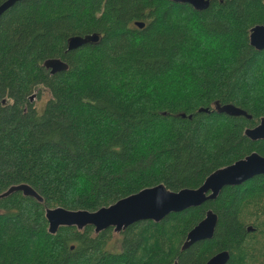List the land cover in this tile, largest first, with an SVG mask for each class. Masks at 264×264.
Here are the masks:
<instances>
[{
    "label": "trees",
    "instance_id": "obj_1",
    "mask_svg": "<svg viewBox=\"0 0 264 264\" xmlns=\"http://www.w3.org/2000/svg\"><path fill=\"white\" fill-rule=\"evenodd\" d=\"M256 24L264 0H209L204 10L170 0H15L3 10L0 194L26 183L42 202L0 197V264H205L224 250L226 264H264V174L116 237L91 225L51 234L45 218L46 207L93 211L157 184L197 188L217 168L264 156V139L244 134L264 116V50L249 44ZM93 33L97 42L67 49L70 37ZM49 58L66 69L51 74ZM39 87L49 93L42 107L30 98ZM227 104L251 118L216 109ZM208 210L218 218L212 237L183 248Z\"/></svg>",
    "mask_w": 264,
    "mask_h": 264
},
{
    "label": "water",
    "instance_id": "obj_2",
    "mask_svg": "<svg viewBox=\"0 0 264 264\" xmlns=\"http://www.w3.org/2000/svg\"><path fill=\"white\" fill-rule=\"evenodd\" d=\"M15 0H7L0 5V13ZM172 2L187 3L195 10H204L209 6V0H170ZM135 25L142 27L144 22L136 21ZM99 36L95 33L84 36H72L68 39L67 49H76L89 42H97ZM249 44L256 50H264V24H256L249 30ZM45 68L50 73L66 69V63L59 58H49L44 61ZM219 112L224 111L230 116H246L251 118L241 108L232 104L216 106ZM207 111L200 108L199 111ZM184 117L185 114H182ZM244 134L251 140L264 139V116L253 127H247ZM264 174V156L256 151L249 153L233 163L220 167L211 172L197 188H182L178 191L167 189L163 184L143 188L128 196L122 197L107 206L96 210H71L64 207H46L45 218L48 223V232L55 233L60 226H75L82 229L91 225L96 233L108 227L119 232L127 226L145 220L161 221L172 212H180L196 207L207 200L215 199L220 191L227 186L241 185L256 175ZM14 192H21L42 202V197L28 184L20 183L7 188L0 197L8 196ZM217 214L208 210L205 216L192 227L183 244V248L194 242L209 239L214 233L217 224ZM251 230V227H248ZM229 259L228 251H220L211 256L205 264H226ZM176 264V263H173Z\"/></svg>",
    "mask_w": 264,
    "mask_h": 264
},
{
    "label": "rangeland",
    "instance_id": "obj_3",
    "mask_svg": "<svg viewBox=\"0 0 264 264\" xmlns=\"http://www.w3.org/2000/svg\"><path fill=\"white\" fill-rule=\"evenodd\" d=\"M37 91H38V96H37ZM32 100L35 102V104L38 106V107H42L43 104L46 102L47 98L49 97V93L47 91L46 88L44 87H39L38 90H36L33 95H32ZM114 237L117 236L116 232L114 233L113 235ZM114 240V239H113ZM115 244V245H113ZM112 245V249H117L119 247L118 243L114 242Z\"/></svg>",
    "mask_w": 264,
    "mask_h": 264
},
{
    "label": "flooded vegetation",
    "instance_id": "obj_4",
    "mask_svg": "<svg viewBox=\"0 0 264 264\" xmlns=\"http://www.w3.org/2000/svg\"><path fill=\"white\" fill-rule=\"evenodd\" d=\"M30 98H32V97H30Z\"/></svg>",
    "mask_w": 264,
    "mask_h": 264
}]
</instances>
